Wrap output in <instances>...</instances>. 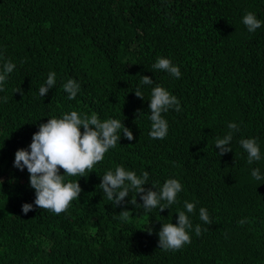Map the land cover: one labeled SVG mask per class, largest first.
Returning a JSON list of instances; mask_svg holds the SVG:
<instances>
[{"label":"trees","instance_id":"1","mask_svg":"<svg viewBox=\"0 0 264 264\" xmlns=\"http://www.w3.org/2000/svg\"><path fill=\"white\" fill-rule=\"evenodd\" d=\"M246 11L264 21V0H0V63L16 65L0 92V264H264V180L250 174L259 168L264 176V159L249 165L239 146L254 137L264 157V25L249 33ZM158 56L181 77L154 70ZM50 71L56 85L41 97ZM143 75L153 84L141 85ZM68 78L81 85L73 100L61 88ZM156 85L181 106L162 114L163 140L148 135ZM19 87L22 95L14 93ZM138 87L143 100L134 94ZM73 110L121 119L134 139L121 134L88 177H66L79 179L82 192L64 213L33 205L25 215L21 205L33 203L34 190L27 170L13 166L14 153L30 144L40 123ZM229 122L239 131L232 152L219 157L214 140ZM117 165L148 171L145 188L178 179V203L150 213L128 204L129 220L114 219L125 206L115 207L98 185ZM184 201H198L189 217L207 231H192L190 244L165 252L156 233L176 223ZM201 207L211 224L199 219Z\"/></svg>","mask_w":264,"mask_h":264},{"label":"clouds","instance_id":"2","mask_svg":"<svg viewBox=\"0 0 264 264\" xmlns=\"http://www.w3.org/2000/svg\"><path fill=\"white\" fill-rule=\"evenodd\" d=\"M242 23L249 33H254L264 25V21L257 18L256 14L246 11L242 17ZM2 60V57H0ZM16 68L11 60H3L0 63V92L5 91L4 85L9 74ZM156 71L168 73L172 77H181L180 68L172 63L169 58L158 56L152 65ZM141 85H152L153 80L147 75L140 77ZM56 85V73L50 71L47 79L39 87V95L44 97L50 89ZM62 90L67 94L68 100H73L80 92L81 85L72 78H68L61 84ZM14 93L22 95V89H14ZM134 94L143 100V93L138 87ZM7 102V97L4 98ZM147 108L150 110L148 119L150 121L149 137L153 140H163L168 135V122L162 115L170 109L181 111L178 98L161 85L151 88L150 101ZM142 115L138 110L137 116ZM229 131L223 138L217 136L214 147L219 157L232 152L230 142L233 134L239 131V125L229 122ZM82 129V131H81ZM123 138L128 141L134 139L132 131L125 127L121 119L107 118L101 120L93 112L90 115L79 111L63 113L59 118H48L46 123H40L38 130L31 136V142L26 148H18L14 153L13 166L20 170H27L28 184L34 190L35 199L33 203H23L21 211L27 214L33 211V205L38 209L51 210L53 214L60 215L70 206V202L78 200L82 188L78 180L66 179V177H88L93 172L97 163H103L106 153L114 149ZM239 146L246 153V162L252 165L264 159L261 155L260 145L256 138H241ZM63 170V172H61ZM251 177L256 181L264 180L259 168L251 170ZM149 173L143 171L137 175L135 171L126 169L123 165L115 166L114 170H106L100 177L99 188L102 189L107 200L112 204L122 207V210L114 216V219L127 222L132 212L126 210V205L133 208H143L145 212L158 209L159 212L169 209L178 203V195L183 191V184L176 178L166 179L162 185L159 181L148 184ZM2 184V181H0ZM134 195L129 199V193ZM137 195L142 203H137ZM128 198V199H126ZM198 201L183 202L184 210L176 212V223L161 224L156 235L158 236V248L165 252H177L191 243V232L199 237L202 231L200 224L193 226L189 214H195ZM199 219L204 224H211L206 208L199 209ZM247 222V218L237 221L238 225ZM151 233V231H149Z\"/></svg>","mask_w":264,"mask_h":264}]
</instances>
